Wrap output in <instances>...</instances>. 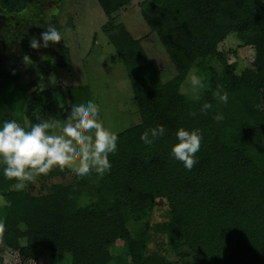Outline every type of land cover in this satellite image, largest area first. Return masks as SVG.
<instances>
[{
	"label": "trees",
	"instance_id": "trees-1",
	"mask_svg": "<svg viewBox=\"0 0 264 264\" xmlns=\"http://www.w3.org/2000/svg\"><path fill=\"white\" fill-rule=\"evenodd\" d=\"M97 2L110 19L129 0ZM161 2L158 17L145 15V20L172 61L174 71L166 80L124 25L107 24L102 29L126 66L140 123L116 133L117 152L109 156L112 167L100 180L96 202L78 205L80 184L55 185L48 194L31 197L17 191L14 181L0 172L4 201L0 221L5 225L0 253L6 248L35 264L42 260L106 264L118 243L139 253L145 235L132 238L126 225L140 220L157 199H165L169 217L157 231L166 236L175 259L156 264H264V0ZM27 3L0 0V9L20 14ZM226 31H237L256 46L254 61L240 74L222 61L220 81L228 95L261 103L252 116H238L212 95L195 102L181 92L189 69L200 58L215 54ZM70 61L63 40L55 43L44 69L34 71L54 73ZM46 95L35 80L23 82L19 74L0 67V121L16 119L25 127L39 122L37 108ZM205 102L213 108L201 112ZM216 113L224 119L217 122ZM158 124L165 126L166 134L145 145L141 134ZM179 127L202 133L198 163L191 171L170 154ZM67 172L53 168L40 178Z\"/></svg>",
	"mask_w": 264,
	"mask_h": 264
},
{
	"label": "rangeland",
	"instance_id": "rangeland-1",
	"mask_svg": "<svg viewBox=\"0 0 264 264\" xmlns=\"http://www.w3.org/2000/svg\"><path fill=\"white\" fill-rule=\"evenodd\" d=\"M161 6V0H129L110 19L104 15L97 0H28L26 9L20 14L0 9V67L19 74L23 82L35 80L39 89L47 93L45 101L37 108L40 118L59 121L60 127L69 117L73 104L92 100L99 105L104 126L119 133L139 124L140 116L133 100L126 66L108 43L102 29L107 24L124 25L131 37L139 41L143 53L157 69L161 79L166 80L174 71L172 61L160 38L149 29L145 20V15L158 17L163 11ZM45 24L56 26L61 31L71 60L70 65L47 74L35 72L34 68L42 70L52 60L55 43L37 49L30 47V40L33 37L39 39L41 33L45 32ZM66 27L71 28V32L65 33ZM255 57L256 46L249 41V37L244 38L237 31H226L216 45L215 54L200 58L189 69L181 92L189 100L195 101L190 98L187 79L195 69V74L206 76L210 85L202 93L201 99L205 94L215 97L218 89L225 92L220 84L224 73L222 61L234 65L235 74H240ZM228 98L227 103L217 102L221 107H230L238 116H252L262 108L261 103H253L246 97L228 95ZM105 174L100 176L93 170L87 176L77 177L68 170L67 173L45 179L38 177L24 191L31 197H39L48 194L55 185L80 184L78 205L85 207L96 202L97 189ZM3 205L0 197V208ZM168 217V202L157 199L152 209L140 220H132L126 225L132 238L145 235V244L137 250L139 253L118 243L110 249L111 259L106 264H156L161 259L174 260L166 236L157 231L158 225L165 223ZM0 258L1 264H35L6 248L2 249ZM66 263L64 261L62 264ZM39 264L60 263L42 260Z\"/></svg>",
	"mask_w": 264,
	"mask_h": 264
},
{
	"label": "clouds",
	"instance_id": "clouds-1",
	"mask_svg": "<svg viewBox=\"0 0 264 264\" xmlns=\"http://www.w3.org/2000/svg\"><path fill=\"white\" fill-rule=\"evenodd\" d=\"M64 32H71L65 28ZM41 41L43 45H41ZM63 41V34L56 26L48 25L39 39L33 37L30 47H48L49 42ZM190 98L195 101L209 88L207 77L195 74V69L188 75ZM215 98L221 103L228 102L227 92L217 90ZM213 108L211 103H203L200 111ZM195 115V113H192ZM214 119H224L222 113H216ZM54 119L41 118L39 122L23 126L16 119L0 121V172L9 180L14 181V188L23 191L40 176L48 175L53 168L70 170L77 177L89 175L93 170L103 176L112 167L109 160L118 148V135L106 128L100 119V108L92 100H84L73 104L69 117L62 122ZM166 134L162 124L145 130L141 141L151 146ZM199 129L177 128L176 143L171 146L173 159L182 163L189 171L198 163L196 153L202 141ZM5 225L0 222V233Z\"/></svg>",
	"mask_w": 264,
	"mask_h": 264
}]
</instances>
